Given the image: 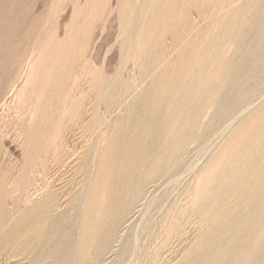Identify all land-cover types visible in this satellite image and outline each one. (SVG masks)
Segmentation results:
<instances>
[{
  "label": "rangeland",
  "instance_id": "rangeland-1",
  "mask_svg": "<svg viewBox=\"0 0 264 264\" xmlns=\"http://www.w3.org/2000/svg\"><path fill=\"white\" fill-rule=\"evenodd\" d=\"M101 1L104 0H97V1L95 0H0V97H2L1 93L5 92V90L7 89L10 82L9 79H11L12 77L14 78V75L16 76V73L19 70L18 68L20 67L19 66L20 64L18 63L21 64L23 63L25 57L32 51V48L34 47L36 48V46L38 47V45H36L39 44L38 42L44 40V42H40L39 46L42 50L46 51L43 52L45 54V56H43L44 54L40 53L42 52V50L40 51V48H36V52H35L37 53L36 56L40 54L42 55V57H40L41 55L36 57L37 62L39 61L38 63H42V61H44L45 59L46 61H48L46 58V56L48 55L47 53L50 54L51 52H53V50H57L61 45H63L62 46L63 52L65 50L69 51V52L66 51L65 53L72 54V59H73L74 57L73 54L76 51L75 50H74L75 52L72 51L73 39L72 40L70 39L74 36L76 37L74 38L75 44L73 43L74 49L77 41H79V43L77 44H82L81 42H84L83 39H85V41H87V43L90 44L89 45L90 55L93 53L92 56L94 57L96 64H98V66L96 65L97 73L101 72V69L104 67L105 70L106 69L108 70L109 79H111L113 77L112 74H114V80L113 78L111 79V81L113 80L112 82L114 83L113 85L119 86L120 88L118 92L119 95L116 93L117 95L116 94H115L116 96L114 95L115 99L113 98L114 99L113 101L114 102L117 101V103L120 105V108L119 109L117 108L111 112V110L109 109L100 107L101 108L100 112L98 111L99 114L102 113L103 115L104 113L103 116L107 114L106 117L108 116L107 120L110 125L107 127H109V130L111 131L109 132L110 133V135L108 136L109 138L107 137L108 141L106 140V142L104 143V146H106L105 149L103 147V152L104 150H106V152L102 154V157L105 160V164L104 163L102 164L103 160L99 158L100 163L98 161L99 159L97 160L99 165L92 171L89 170L87 164L89 163L88 160H90V158H88L87 156L89 157L91 156L90 154L93 151L94 144H92V139H89L91 141L87 140L89 141L88 143H86L87 141L85 142L83 138L84 130L80 128L76 131V136L68 142L69 147L67 148H70L72 145L71 147L72 149L71 148L69 150L66 149V151H69L70 153L74 152L73 156L68 158L67 157L68 155L67 156L64 155L63 160L65 161V163L64 161L62 163L58 162L55 163L53 167V173L51 175L52 177L51 179H54L55 177L54 180H56L54 182L55 185L54 189H57L59 191L68 190L69 191L68 196H71V197L67 196L68 198L65 199L68 200L69 202L66 201V203L59 211L60 212L59 215L57 212H51L48 215L37 213L36 209L39 205L35 197L32 198V201L26 202L28 195L24 193V189L21 194H18L17 192L16 196L12 195L10 190L9 191L7 190L8 187H6L7 185H5L6 181L4 178L6 176V172L9 167V166L7 167V165H10L8 155H5L4 152L6 151V146L9 149V146L13 144L10 146V149H12L11 151L17 154L19 158H21L20 160H22L24 151H20L19 149L28 151L27 155L29 156L31 152H33V154L36 153V151L42 145H44L43 142L47 138L48 133L50 132L51 128L55 127L56 125V121L59 118L57 116L58 115L60 116V113L57 115V110L54 111L53 109L54 106L56 105L53 104V102L55 101V97H51L53 98V102L52 99L49 100L45 98L44 100L45 103L43 102V104H46V108L49 106L50 108H48L47 110L45 108V105L44 106L42 105L43 108L42 107L40 108L41 114L38 113V115L40 114L41 117L44 116L42 117L43 119L44 118L46 120L49 119V122L48 123L46 122L47 123L46 126L48 127L45 126L46 123L43 122V119H41L39 115L38 118H40V121L39 119H37L38 121L36 120V122L31 126L33 127L32 131L35 133V137L33 136L32 139L31 138L29 139L31 143L29 142V140L28 141L26 140L24 142L19 140L17 141V139L15 140L13 139L14 137L11 136L9 137V139L8 137L6 138L7 139L6 143L8 141L9 143H7V145L6 143L3 145L5 149L3 147H2L3 149L0 148V170H1L0 178L2 176V178L0 179V200H1L0 201V264H71V262L72 264H74L76 262L75 260H77L76 257L78 254V249L77 247L75 248V246H73L72 242L70 241L71 237L69 240V235H71V233L75 229V228L72 229V227L73 226L76 227V225H73L75 224V220H76L74 215L75 213H77L75 209H77L78 206L77 202L80 203L81 199L79 201V199H74V198L80 193L84 194L86 192V187L87 184L90 183V180L85 179V182H83V179L90 172L93 175L97 174L95 178V183L99 180H103V182L105 180L106 183L104 184L105 186L107 185L106 187L108 191L106 196L105 206L107 209H109L110 212H112L113 214L112 220L113 222H115L121 218V213L127 205L126 203L127 199L125 197H126V193L127 194L129 193L128 189L129 191H134V185L136 184L137 180L139 181L140 178L139 174L141 172L138 170H141L142 166L144 167V169L142 168L143 170L142 173L143 172L145 173L147 170L151 171L155 169L153 167H156L160 170L167 169L166 173L162 175L159 174V172L156 174H151L152 177L159 174L157 175V181H155L154 183L153 182L150 183L145 188L144 190L145 192H143V194L141 195V199L138 201L139 203L137 202L136 204L137 208L133 212L131 219L125 224V228L123 229L124 231H122L124 237L123 236L122 238L118 237L119 241L117 240L114 243H112V245L115 246L114 247L112 246V249L109 250L104 255L102 261L97 260L98 257H100L101 255L99 253L94 256L95 261H93L92 263V264H117L116 262L118 261L117 254H119L123 248L121 242L122 239L125 238L126 234L131 233L132 228L130 225L134 223V220L139 218L141 213L140 211L142 210V208L145 207L144 206L145 203L148 204V202L151 201L153 197L157 196L156 198H154L155 203L151 207L147 216L153 217L154 214L155 216L154 219H156V217L158 219L162 214V213L159 214L158 208L156 207L157 204H159V202H162L163 199L166 198H169V200L170 198L174 200L176 198V195L179 194L180 191L181 192L184 191V187L186 188L188 185L194 184V182L197 181L202 176L203 179L204 176L207 177L210 174L211 176H208L207 179L210 178V181L211 180L214 181V182L211 181L212 182L211 183L209 179L206 180V178L203 179L204 181L202 180L203 184L207 183V186L210 185L208 187L205 186L204 187L208 189L207 195H211L213 190L219 189V186L218 188H216L217 187L216 184L220 181H225V179H227L229 173L231 172L230 170H233L236 167H240L242 170L245 171V173L247 172L246 175L248 176L249 173H254L255 171L259 172V170L261 172L262 169L264 168L263 167L264 159H261L263 158L262 155H264L263 154L264 150H262L264 149V147L262 146L263 148H261V145L262 144L264 145V31H263L264 30V0H153L152 1L153 3L151 2V0H109L110 3H108L107 2L108 0H106V2L105 1L104 2L107 5H104L105 3L103 2L104 3L102 4L103 6L100 5L102 3ZM126 1H128L127 2L128 4H126ZM149 1L152 3V5L146 6V4H150ZM108 5L109 6L112 5V6L109 7ZM134 6L135 8H133ZM97 7L100 8L98 9ZM103 7L105 10L103 9ZM147 7L148 8L151 7L153 9V12L151 8L148 9ZM101 8L102 10H100ZM132 8L135 12L132 10ZM145 8H146L145 11H147L148 9L147 13L145 11L144 12L141 11L144 10ZM96 9H97L96 11L97 15L93 14L92 16V13ZM130 10H132V13L130 12ZM121 11L123 12L122 19H121V14L119 15ZM140 12H142L141 15L139 14ZM126 13L127 15L125 17ZM94 15L95 17L97 16L95 19H94ZM139 15L141 17H144L145 15L146 19L145 18L141 19ZM134 16L136 17L139 16V17H137L136 19ZM89 18H91L90 19L91 21H89ZM97 18L98 20L96 21ZM123 18L126 21H124ZM107 19L108 21H106ZM103 20L104 22L106 21L105 23L108 26L103 22ZM131 20H134V25L132 24L133 22ZM143 20H145L144 24L145 23L147 24L144 25V27L146 26V29L142 26ZM136 21L138 22L137 23L138 25H135ZM94 22L95 24L93 25V27H95L96 24L97 25L99 24L98 26H96V28L92 27V24ZM84 24L86 25L84 26ZM100 24L101 26L103 24V27H101ZM121 24L123 25L124 28H126L128 25H132V27L133 26L134 27L130 31H127L126 29L124 30ZM88 25H90V27H88ZM91 27L93 31L91 30ZM135 27H137L136 30ZM140 27L141 29L143 28L142 29L143 32L141 35L146 36L147 34V36L145 37L146 38L145 44L147 43L148 44L147 46H145L146 49L144 47V51H145L144 54L146 56L144 63L146 64L145 66H142L141 69L132 70L131 67H129L126 71L124 69L123 70L124 75H123L121 74L122 66L124 63L123 58L127 55V51H128L127 47H129L130 49L129 39L132 37L131 31H133L136 36L138 31L140 30L138 28ZM119 28H121V30ZM73 29L75 30L74 34L76 32L77 34H75L74 36H70L73 34L72 32L74 31ZM122 29L127 32L125 33L124 31H122ZM86 31L88 32L87 34ZM122 32L125 34V37L124 35H121ZM158 32L160 33L158 34ZM80 33L82 35L85 33V35L81 36ZM41 34H43V37ZM130 34L131 36H129ZM77 35L80 38H78ZM86 35H89V38L88 36L86 37ZM122 37L124 39L123 41L121 40ZM64 38H66L65 40L67 43L70 42L71 44L69 43L67 44L66 42L63 41L61 42V39L63 40ZM51 40L52 43L50 42ZM57 40L63 44L59 43ZM124 41H126V43H123ZM45 42L47 44H45ZM56 42L61 45L60 46L56 45ZM90 42L93 43L91 44ZM121 42L122 44L125 45H122ZM42 44L47 45L46 46L48 47L46 48L47 50L45 48L43 49L44 46H42ZM66 45L68 46L69 49L67 48ZM53 47L54 49L52 50L51 48ZM121 47L123 48L121 50L122 53L120 52ZM135 47L136 49L137 47L143 48L142 46L139 47L136 45L134 46V48L132 47V49H135ZM62 49L60 48L59 51L62 52ZM9 54L11 55V57H9L10 56ZM43 57H45V59ZM146 58H148V60H146ZM41 59L44 60L40 62ZM62 59L63 57H61V59L58 60L57 62L60 64L65 62ZM8 60L9 62L6 63ZM152 60H154V62H152ZM132 61L133 60L129 61L130 63L128 62L129 66L131 64L133 65L134 62ZM148 61L149 63L147 64ZM214 62L216 63V65ZM58 63L55 64V62L54 63L52 62L51 65L50 63L49 65L57 66ZM103 63L105 66L104 65L102 66ZM13 65L16 66L15 69H13L14 68ZM114 72L116 73V76ZM110 74L112 75V77ZM122 75L125 77L124 79H126L125 82H123L124 79H122ZM119 76H121L120 79ZM115 77H117L119 81H117ZM133 79L136 80L135 83L136 86L134 87L135 89L134 91L132 90L131 92L130 91L127 92V89L124 88L126 86L122 87L121 83H124L125 85L127 83L131 84V82H133ZM115 80L118 83L119 82L120 83L117 84ZM6 83L7 85L5 86ZM121 88L123 89L121 90ZM97 90L98 87L95 88V91ZM126 94L127 95L129 94L127 96L128 97L127 99L123 98V96L125 97ZM117 96H119L120 98H117ZM46 100L51 101L48 103L49 104L52 103V106L49 104L48 106ZM231 104L233 105V109ZM41 110H43L42 112H45L46 114L49 113L48 116H46V114L44 115V113H42ZM129 113L132 116L133 115L135 116V117L133 116L134 117L133 119L135 121L131 118L132 116ZM50 116H52L51 118L55 116L56 119L53 118V121H50L51 120ZM129 117L131 119H129ZM45 119L44 121H46ZM117 121L118 122L120 121V125ZM121 121L123 123H121ZM42 122L44 124H42ZM115 124H117V126ZM113 125L116 127L114 128ZM39 127L44 129V133L47 134V136L43 135L44 134L43 129L41 131V128L39 129ZM70 127H84V125L75 126L74 124ZM124 127H125L124 129L125 131L123 130ZM149 127H151L152 129L151 128L149 129ZM114 129L115 131L113 133ZM246 129L248 130L246 131ZM150 130H152L153 132L152 131L150 132ZM116 131L118 132L116 133ZM127 131L130 133H128ZM176 131L178 137L176 135L174 137ZM109 133H107V135ZM150 133L155 134L154 138L153 135L150 136L151 135ZM144 134L147 136H144ZM126 136L129 138H127ZM37 137H39V139ZM144 137L145 138L149 137V138L145 139ZM36 138L37 140L35 141L38 143L39 140H41V138H44L41 141L42 144L40 142V146L36 142L35 144L34 142H32ZM81 139L84 140V142ZM116 139H118L119 141ZM234 140L239 141L241 143L238 142H237L238 144H235V142L232 143V141ZM76 141L78 142L77 143L78 145L75 143ZM21 142L23 143L29 142V145L27 146V143L23 145V143ZM117 142H120L121 144L120 143L118 144ZM166 142L167 144H165ZM74 146L77 149L74 148ZM115 146L116 149H114ZM234 146L236 147L234 148ZM153 147L156 150L157 148L159 150L158 152L155 150V155L154 152H152ZM73 149L76 150L74 151ZM179 149L180 150L183 149L182 150L183 153L182 152L178 153ZM241 152L244 156L241 154ZM149 153L153 154L154 156L151 154L149 155ZM146 154L147 157L149 158L148 160L146 157L143 158V156H145ZM175 154L177 155V160ZM171 156L172 158L175 156L174 159L175 162L173 161L174 164L170 163ZM245 157L247 159H245ZM214 159L216 160L214 161ZM223 160L225 163L223 162ZM139 161L143 163L141 164ZM144 162H146V164H148L149 167L148 165H145ZM166 162L169 163V165L171 164L170 167L168 166V164L165 166ZM226 164L230 166L227 168ZM161 165L163 168L161 167ZM146 167L147 169L145 170ZM250 167L252 169L255 168L254 171L252 170L251 172ZM85 170H86V174H85ZM225 170L227 171V173L225 172ZM135 174L136 176L138 175V177H135ZM213 175H215L214 177L217 178H214ZM248 178H251V181L253 180V176L252 177L248 176L247 179ZM134 179L137 180L135 181ZM216 179H220V180H216ZM127 181H130L129 182L130 184ZM251 181L249 179V182ZM78 182L80 183L78 184ZM75 183H77V185ZM249 187L247 188L249 189ZM263 187L264 186L259 187L258 191L255 190L257 189L256 187L250 188L253 190L250 191L247 190L249 192V195H251L253 191L252 193L253 196L251 195V197L253 198L254 201V202L249 201L248 204L242 203L241 205L239 204L236 206L234 203L236 196L231 197L230 195H227L225 197L226 202L225 200H223L224 198L222 199L223 201L218 199L217 201L223 202L224 204L226 203L230 204L232 201H234L230 204V205L234 204L233 206H236L235 208L233 207L234 210L229 209V212L227 211L228 213H230V215L227 213L228 215H225V217L226 216L227 217L225 218V220L222 219L221 222H220V218H218L217 220H219V224L216 220H212L208 222V224L206 223L200 224V222L196 220L192 224L191 226L192 228H189L188 231L189 235L187 234L186 236L192 238L193 242H195V240L196 241L198 240L196 239V236L199 235V233L202 232L204 233L205 231L212 232V228L216 226L217 228L224 227V223L226 221L228 222V224L226 223L227 225L225 224L226 226L228 225L230 226V224L233 222V224H231L230 227L228 226L230 228L229 229L230 231L228 230V228L226 229V226L224 227L225 229L222 228L223 232L218 231L219 235L221 237L223 236V238H221L217 234V232L216 234L215 232H213L214 235H217L219 237V238L217 237L216 239V241L218 240L219 242L215 241V244L216 243L220 244L219 245L220 248L217 247L219 248L217 249V251L215 250L216 246H214L215 249L210 251L211 253L209 252L210 255L212 254L211 255L212 257L216 258V259L213 258V262H212L213 264H216L214 263L216 262V260H218L219 262L217 264H227V262L228 264H260V263L264 264V250L261 249V248L264 249V232H263L264 226H262L264 224L263 223L264 199L261 198V196H263L264 198ZM175 188L179 189L180 191L178 190L177 193V190ZM260 188L261 189L263 188L262 191L260 190ZM175 190L176 193L172 192ZM259 190L262 192L260 193L261 196L259 194L260 192ZM254 192L256 193L254 194ZM170 193L172 194L170 195ZM10 194L13 197L14 196L15 197L13 198ZM256 194L259 195L260 197L257 196ZM6 197H8V199ZM70 199L71 200L73 199V201L75 202L71 201ZM169 200H166L168 205L173 201L170 200L169 202ZM70 202L71 203L73 202V204H71ZM254 203L255 205L258 203L257 206L259 208L254 207L253 209V206H255ZM243 204L246 206L248 205L247 206L248 208L245 207ZM15 205H17V208H15L16 207ZM71 207L73 212L75 213L72 212ZM14 208L15 210H13ZM233 208L231 206V209ZM246 208L249 209L248 215L246 213L247 212ZM235 209L238 210V212L235 211ZM243 209L245 210V212ZM28 210L30 211L28 212ZM251 210H253V212L255 211L254 214L256 215H254ZM13 211L15 212V214ZM156 211L157 214H155ZM234 213L235 215L237 213L240 214H238L236 217L234 216ZM71 214L73 215L72 217ZM244 216H248L247 217L248 219L245 218ZM59 217H61L63 220ZM243 217L246 219L245 221L246 224L244 222L245 219ZM227 218L230 219L228 220ZM231 218H234L235 220L232 219V222L230 223ZM128 226H129L128 228L129 230L127 229ZM232 227H235L236 229ZM113 229L114 227L112 226V224L108 226L106 225L105 228H103L104 230L103 234L105 232L107 233L105 237H102L103 240L102 248L104 250H108V247L110 246V245L108 246L109 242H112L113 239H115V236L112 235ZM231 229L234 230L231 231ZM68 230L69 232L70 231L71 232L70 233L68 232L69 234L65 233ZM235 230H238V234L234 233L237 232ZM53 231L54 232L57 231V232L53 233ZM145 234L146 232H144V235ZM56 235L59 237H57ZM63 236H65V239L63 238ZM229 236L231 237L235 236V237L234 239H231V237L228 238L230 239V241L231 240L232 241L227 244V242L229 241L227 237ZM45 237L48 238L46 239ZM220 238L221 240L222 239L223 240L221 241ZM35 239H37L39 242ZM47 240L49 243L44 242ZM63 241H64V246H63L64 250L63 249L61 250L58 246L61 247ZM65 242H67V245L65 244ZM11 244L13 245L11 246ZM71 245L72 247H70ZM223 245L224 248H222ZM37 246L38 247L40 246L39 249ZM57 247L59 249H57ZM182 247L183 245L177 247L176 248L177 251L171 254L175 258V260L177 258L180 259L179 255L181 253L180 250ZM30 249L31 252H29ZM42 249L44 250L42 251ZM50 250L53 253L54 252L56 253L52 254ZM58 250L62 251V252L59 251L61 254H58L59 253ZM74 250L77 253L76 252L74 253ZM261 250L263 251V253ZM216 253L217 255H215ZM73 254L74 255L76 254V256H74ZM209 260L206 261L205 264H211V261ZM125 264H128V262L127 263L125 262Z\"/></svg>",
  "mask_w": 264,
  "mask_h": 264
},
{
  "label": "bare ground",
  "instance_id": "bare-ground-1",
  "mask_svg": "<svg viewBox=\"0 0 264 264\" xmlns=\"http://www.w3.org/2000/svg\"><path fill=\"white\" fill-rule=\"evenodd\" d=\"M97 1V0H95ZM106 2V0H104ZM104 1H101L102 3L100 4L101 6H103L102 4H104L105 2ZM153 0H151L152 2ZM64 2V1H63ZM66 2V1H65ZM104 2V3H103ZM108 3L109 0L107 1ZM123 2V1H122ZM125 2V1H124ZM128 1H126V4ZM138 2V1H137ZM149 1L150 4H146V6L148 5H152ZM155 2V1H154ZM59 4V3H58ZM57 4V5H58ZM119 4V2H118ZM121 4V3H120ZM138 4V3H137ZM156 4V3H155ZM60 5V4H59ZM104 5H107L106 3ZM110 5V4H109ZM108 5V6H109ZM122 5V4H121ZM112 6V5H111ZM109 6V7H111ZM137 6V5H136ZM154 6V4H153ZM152 6V7H153ZM156 6V5H155ZM56 7V6H55ZM123 7V6H122ZM139 7V6H138ZM137 7V8H138ZM162 7V6H161ZM160 7V8H161ZM59 8V7H58ZM98 8V7H97ZM100 8V7H99ZM98 8V9H99ZM107 8V7H106ZM135 8V6L133 7ZM132 8V10H133ZM148 8V7H147ZM151 8V7H149ZM148 8V9H149ZM156 8V7H155ZM154 8V9H155ZM104 9V7H103ZM108 9V8H107ZM127 9V7H126ZM125 9V10H126ZM143 9V8H142ZM148 9L147 11L146 8L144 10H141V11H145L146 13L148 12ZM152 9V8H151ZM102 10V8L100 9ZM105 10V9H104ZM110 10V9H109ZM108 10V11H109ZM132 10H130V12L132 13ZM136 10V9H135ZM97 9L92 13V16L93 14H96ZM112 11V10H111ZM127 11V10H126ZM134 11V10H133ZM135 12V11H134ZM152 12H153V9H152ZM99 13V11H98ZM108 13V12H107ZM106 13V14H107ZM145 13V14H146ZM121 14V19H122V14L123 12L121 11L119 13V15ZM140 15L142 14V12L139 13ZM127 13L125 14V17H126ZM131 15V14H130ZM129 15V16H130ZM137 15V14H136ZM139 15V16H140ZM148 15V14H147ZM165 15V14H164ZM137 16V17H139ZM143 16V15H142ZM151 16V15H150ZM97 17V16H96ZM95 15H94V19L96 18ZM109 17V16H107ZM120 17V16H119ZM124 17V18H125ZM131 17V16H130ZM129 17V18H130ZM136 19L137 17L134 16ZM92 18V17H91ZM89 18V21H91ZM123 18V19H124ZM141 19L145 18V15L144 17H141ZM84 19V17H83ZM106 19V18H105ZM135 19V20H136ZM146 19V18H145ZM98 20V18L96 19V21ZM150 20V19H149ZM108 21V19L106 20ZM105 21V22H106ZM124 21H126L124 19ZM129 21V20H128ZM134 25V20H131ZM144 21L143 20V27L144 25H147L146 23L144 24ZM104 22V20H103ZM104 22V23H105ZM130 22V21H129ZM156 22V21H155ZM98 23V22H97ZM103 23V24H104ZM108 23V22H107ZM138 22L136 21V24L135 25H138L137 24ZM95 24V22L92 24V27L93 25ZM103 24L101 27H103ZM106 24V23H105ZM126 24V23H124ZM153 24V23H152ZM86 24H84L85 26ZM99 25V24H98ZM96 24V26H98ZM107 25V24H106ZM120 25V24H119ZM128 25V24H127ZM141 25V24H140ZM93 27V28H96ZM108 26V25H107ZM121 26L123 27V25L121 24ZM141 26V27H142ZM88 27H90V25H88ZM92 27H91V30H92ZM134 27V26H133ZM132 25H128L126 28H124V30L126 29L127 31H130L131 29H133ZM140 29L137 33V35L135 36V33L133 31H131V34H132V37L129 39L130 42H129V46H130V49L129 47H127L128 51H127V55L123 58L124 59V63H123V66H122V73L123 74V70L125 69V71L131 67L132 70L133 69H141L142 66H145L146 63H144L145 61V51H144V47L147 46V44H145L146 42V36H142V29ZM146 29V26L144 27ZM88 29V28H87ZM86 29V30H87ZM90 29V28H89ZM121 30V28H119ZM137 29V27H135V30ZM154 29V28H153ZM74 30V29H73ZM122 29V31H124ZM77 31V30H76ZM89 31V30H88ZM93 31V30H92ZM127 31H124L125 33ZM264 31V30H263ZM68 32V31H67ZM73 34L70 35V36H74L75 34H77V32L74 34L75 30L72 31ZM83 32H84V29H83ZM82 32V33H83ZM137 32V31H136ZM148 32V31H147ZM146 32V33H147ZM164 32V31H163ZM88 32L86 31V34ZM95 33V32H94ZM130 33V32H129ZM128 33V34H129ZM145 33V32H144ZM160 32H158L159 34ZM81 34V33H80ZM92 34V32H91ZM121 34V33H120ZM131 34L129 36H131ZM42 37H43V34H41ZM85 35V33L83 34ZM81 34V36H83ZM90 35V34H89ZM89 35H86V37L88 36L89 38ZM121 35H124L125 37V34L122 32ZM120 35V36H121ZM134 35V36H133ZM153 35V34H152ZM78 36V35H77ZM93 36V35H92ZM67 37V36H66ZM96 37V36H94ZM93 37V38H94ZM128 37V35H127ZM55 38V37H54ZM76 38L75 36L72 37L70 40L73 41V43L75 42V39ZM78 38H80L78 36ZM84 38V37H82ZM43 39V38H42ZM52 39V38H51ZM59 39V38H58ZM66 38H64L63 40L61 39V42H66L65 40ZM69 39V38H68ZM67 39V41H68ZM119 39V38H118ZM128 39V38H127ZM53 40V39H52ZM52 40L50 41L52 43ZM65 40V41H64ZM84 42H81L82 44H77L79 43V41H77L76 43V46H75V49H74V44L72 43L73 45V49L72 51L75 52L73 55V59H72V54L70 53H65L67 50H65L63 52V49H62V46L61 42H58L61 43H57L56 42V45H61L57 50H53V48H51L53 50V52H51L50 54L47 53L48 55L46 56L47 60L45 59V57H43L44 59H41L40 62L42 60V63H38L37 62V56H40L41 54H44L43 52H46L45 50H42L39 46L40 42H44L43 41H40L38 42L39 44H36L38 45V47L36 46V48H40V51L42 50V52H40L41 54L40 55H37L36 52V48H32V51L25 57L23 63H18L20 64L19 66V70L17 71L16 73V76L14 75V78L12 77L11 79H9V85L7 87V89L5 90V92H2L4 94L1 93V96L0 97V148L3 147V145L6 143V138L11 136V137H14L13 139H17V141H28L30 138L32 139L33 136L35 137V133L32 131L33 127H31L37 119H39L40 121V118L43 119L42 116L41 117V113H40V108L42 107V105L44 106L45 105V108H46V104H43L45 98L47 99H52V102H53V98L51 97H55V101L53 102V104H56L54 106V111L57 110V115L60 113V116L58 115H55L57 117H59L56 121V125L55 127H52L50 132L48 133V136L47 134L44 133V129L39 127V129L41 128V131L43 129V135H46L47 138L45 139V141L43 142L44 145H42L37 151L36 153L33 154V152H31L29 154V156L27 155L28 154V151H25V150H22V149H19L20 151H24L23 152V159L20 160L21 158H19V156L17 154H15L14 152H12L10 149V146L13 145L11 144L9 146V149L7 148L6 146V151L5 152V155H8V158H9V163L10 165H7L8 167V170L6 172V176L4 177L5 178V185H7L6 187L7 190L11 192L12 195H15L17 194H21L23 189H24V193L27 194V199H26V202L27 201H32V198L35 197V199L37 200L38 202V207L36 209V212L37 213H41L43 215H48L50 214L51 212H57L58 215L60 214V210L61 208L63 207V205L66 203V201L68 200H65L66 198L68 197H71V196H68L69 195V191L68 190H65V191H59L57 189H54L55 188V185H54V182L56 180L55 177L54 179H51V175L53 173V167L55 165V163H58V162H63V157L64 155L67 156L68 158H70L71 156H73L74 152L70 153L69 151H66V149H70V148H67L69 147L68 146V142L73 139L75 136H76V131L80 128H82L84 130V133H83V138L85 140V142L89 139H92V144L93 145V151L91 152V156H87L88 158H90L89 163L87 164V166L89 167V170L92 171L93 169H95L99 164L97 162V160L100 158L102 159V164L104 163L105 164V160L103 159L102 157V154L104 152H106V150H104L103 152V147L105 149L106 146H104V143L106 142V140L109 138L108 136L110 135L109 132H111L109 130V127L107 126H110L109 125V122L107 120V117L106 115H102L99 114L100 112V109L102 107H104L105 109H109L112 111H114L115 109H119L120 108V105L117 103V101H113L115 98H114V95L118 92H119V86H116V85H113L114 83L113 80H114V74L113 77L111 75V77L113 78V80L111 81V79L108 78V70L104 69V67L101 69V72H98L97 73V67L96 65L98 66V64H96L95 62V59L94 57L92 56V54L90 55L89 53V45L87 43V41H85V39H83ZM122 41L124 40L123 37L121 39ZM119 40V41H121ZM39 41V40H38ZM54 41V40H53ZM161 41V40H160ZM55 43V42H54ZM67 43V42H66ZM69 44H71L70 42H68ZM67 43V44H68ZM91 44L93 42H90ZM123 43H126V41H124ZM45 44H47L45 42ZM43 45V49L45 48H48L46 47L47 45ZM122 44V42H121ZM50 45V43H49ZM52 45V44H51ZM79 45V46H78ZM122 45H125V44H122ZM142 46L143 48H138L136 49H132V47L134 48V46ZM41 46V47H42ZM55 46V45H54ZM67 46V45H66ZM70 46V45H69ZM10 47V46H9ZM124 47V46H123ZM16 48V47H15ZM14 48V49H15ZM50 48V47H49ZM62 49V52L59 51V49ZM68 48V46H67ZM93 48V47H91ZM157 48V46H156ZM66 49V48H65ZM69 49V48H68ZM123 48L121 47L120 49V52L122 53V50ZM146 49V47H145ZM10 50V48H9ZM39 50V49H38ZM47 50V49H46ZM49 50V49H48ZM51 50V51H52ZM75 50V51H74ZM56 51V52H55ZM59 51V52H58ZM91 51V50H90ZM152 51V50H151ZM12 52V51H11ZM10 52V53H11ZM69 52V51H67ZM156 52V51H155ZM23 54V53H22ZM157 54V53H156ZM214 54V53H213ZM10 55V54H9ZM96 55V54H95ZM122 55V54H121ZM120 55V56H121ZM45 56V54L43 55ZM261 56V55H260ZM11 57V55L9 56ZM42 57V55L40 56ZM61 57H63L62 60H64L65 62L63 63H58L57 61L61 59ZM122 57V56H121ZM155 57V56H154ZM8 58V57H7ZM20 58V57H19ZM96 58V57H95ZM150 58V57H149ZM9 59V58H8ZM21 59V58H20ZM19 59V60H20ZM97 59V58H96ZM121 59V58H120ZM155 59V58H154ZM133 60L132 62L133 65L129 66L128 62ZM146 60H148V58H146ZM160 60V59H159ZM121 61V60H120ZM9 60L6 62L8 63ZM20 62V61H19ZM54 63L58 65L57 66H50L51 63ZM131 62V63H132ZM152 62H154V60H152ZM151 62V63H152ZM50 63V65H49ZM122 63V62H121ZM130 63V62H129ZM149 63V61L147 62V64ZM215 63V62H214ZM6 65V64H5ZM15 65V64H14ZM13 65V66H14ZM104 65V63L102 64V66ZM216 65V63H215ZM105 66V65H104ZM16 66H14L13 69H15ZM107 68V67H106ZM121 69V68H120ZM118 70V69H116ZM244 70V69H243ZM120 71V70H119ZM12 72V71H11ZM116 72V71H115ZM114 72V73H115ZM212 72V71H211ZM246 72V71H245ZM120 73V72H119ZM192 73V72H191ZM219 74V73H218ZM240 74V73H239ZM244 74V73H243ZM118 75V74H117ZM124 75V74H123ZM122 75V79H124L125 77ZM190 75V74H189ZM211 75V74H210ZM216 75V74H215ZM115 76H116V73H115ZM229 76V75H228ZM235 76V75H234ZM237 76V75H236ZM121 76H119V79H120ZM227 77V76H226ZM239 77V76H238ZM201 78V76H200ZM231 78V77H230ZM115 79L117 81H119L117 79V77H115ZM121 79V80H122ZM207 79V78H206ZM235 79V77H234ZM115 80V81H116ZM126 79H124L123 82H125ZM128 80V79H127ZM199 80V78H198ZM116 81V82H117ZM206 81V80H205ZM204 81V82H205ZM215 81V80H214ZM218 81V80H217ZM8 82V81H7ZM127 82V81H126ZM203 82V83H204ZM239 82V81H238ZM3 83V82H2ZM120 83V82H119ZM117 82V84H119ZM136 83V80L133 79V82H131V84L127 83L126 85L124 83H121L122 87L126 88L127 89V92H131L132 90L134 91V87L136 86L135 85ZM129 84V85H128ZM7 85V83L5 84V86ZM207 85V84H206ZM211 86V85H210ZM98 87V90L95 91V88ZM208 87V86H207ZM6 88V87H5ZM4 88V89H5ZM206 88V87H205ZM211 88V87H209ZM237 88V87H236ZM123 88H121L122 90ZM198 90V89H197ZM207 90V89H206ZM234 90V89H233ZM4 91V90H3ZM97 92V93H95ZM209 93V92H208ZM116 94V95H117ZM206 94V93H205ZM115 95V96H116ZM119 95V94H118ZM129 95V94H128ZM127 94L125 95V97L123 96V98L127 99L128 96ZM242 95V94H241ZM145 96V95H144ZM227 96V95H226ZM50 97V98H48ZM121 97V95H120ZM119 96H117V98H120ZM203 97V96H202ZM201 97V98H202ZM114 98V99H113ZM116 98V99H117ZM143 98V97H142ZM145 98V97H144ZM120 101V100H119ZM207 101V100H206ZM212 101V100H211ZM223 101V100H222ZM230 101V100H229ZM47 102V105L49 104L48 102H51V101H48L46 100ZM45 103V102H44ZM137 103V102H136ZM216 103V102H215ZM239 103V102H238ZM142 104V102H141ZM140 104V105H141ZM199 104V103H198ZM214 104V103H213ZM49 105L52 106V103H50ZM48 105V106H49ZM196 105V104H195ZM232 105V104H231ZM119 106V107H118ZM225 106V105H224ZM238 106V105H237ZM101 107V108H100ZM138 107V106H137ZM226 107V106H225ZM43 108V107H42ZM49 107H47L46 109L48 110ZM232 109H233V105H232ZM46 110V111H47ZM50 110V109H49ZM59 110V112H58ZM223 110V109H222ZM43 110H41L42 112ZM53 111V112H54ZM99 111V112H98ZM231 111V110H230ZM48 112V111H47ZM50 112V111H49ZM52 112V111H51ZM136 112V111H135ZM220 112V110H219ZM229 112V111H228ZM38 113H40V118ZM44 113V115L46 114L45 112H42ZM55 113V112H54ZM53 113V115H54ZM227 113V112H226ZM49 113L46 114V116H48ZM130 114V113H129ZM52 115V114H51ZM131 115V114H130ZM215 115V114H214ZM256 115V114H255ZM55 116L53 118H55ZM110 116V115H109ZM132 116V115H131ZM134 116V115H133ZM131 117L132 119L135 117ZM217 116V115H216ZM52 116H50V121H53V118H51ZM89 117H90V120H89ZM137 117V116H136ZM139 117V115H138ZM49 118V117H48ZM47 118V119H48ZM129 117V119H131ZM233 118V117H232ZM45 119V118H44ZM43 119V122L44 123H48L49 122V119L44 121ZM56 119V118H55ZM90 122H89V121ZM134 120V119H133ZM217 120V119H216ZM38 121V120H37ZM124 121V120H123ZM132 121V120H131ZM135 121V120H134ZM262 121V120H261ZM42 122V124H44ZM89 122V123H88ZM118 122V121H117ZM116 122V123H117ZM40 123V122H39ZM38 123V124H39ZM47 123L45 124V126L47 125ZM119 125H120V121L118 122ZM121 123H123L121 121ZM157 123V122H155ZM41 124V123H40ZM50 124V123H49ZM78 125V126H83L84 127H70L72 125ZM87 124V125H86ZM114 124V123H112ZM201 124V123H200ZM86 125V127H85ZM117 126V124H115ZM118 125V126H119ZM123 125V124H122ZM127 125V124H126ZM147 125V124H146ZM216 125V124H215ZM89 126V127H87ZM112 126V125H111ZM114 126V125H113ZM114 126V128L116 127ZM163 126V125H162ZM176 126V125H175ZM229 126V125H228ZM48 127V126H46ZM126 127V126H125ZM125 127L123 128V130L125 129ZM129 127V126H128ZM219 127V125H218ZM221 127V126H220ZM113 128V127H112ZM119 128V127H118ZM146 128V127H145ZM151 127H149L150 129ZM164 128V127H163ZM248 128V127H247ZM121 129H122V126H121ZM119 129V130H121ZM148 129V131H149ZM152 129V128H151ZM155 129V128H154ZM153 129V130H154ZM167 129V128H166ZM165 129V130H166ZM244 129V128H243ZM109 130V131H108ZM174 130V129H173ZM248 129H246L247 131ZM115 129L113 130V133H114ZM125 131V130H124ZM129 131V130H128ZM127 131V132H128ZM147 131V132H148ZM152 130H150L151 132ZM164 131V130H163ZM82 132V131H81ZM118 131H116L117 133ZM120 132V131H119ZM153 132V131H152ZM158 132V131H157ZM107 133H109L107 135ZM111 133V134H113ZM121 133V132H120ZM130 133V132H128ZM127 133V135H128ZM156 133V132H155ZM163 133V132H162ZM39 134V133H38ZM41 134V133H40ZM151 134V133H150ZM124 135V134H123ZM153 135V138H154V135L155 134H151L150 136ZM164 135V134H163ZM175 135L177 136V131L176 133L174 134V137ZM179 135V134H178ZM234 135V134H233ZM37 136V135H36ZM42 136V135H41ZM45 136V137H46ZM140 136V134H139ZM143 136V134H142ZM144 136H147L144 134ZM197 136V135H196ZM82 137V135H81ZM108 137V138H107ZM127 137V136H126ZM156 137V136H155ZM178 137V136H177ZM39 139V137H37ZM34 139V144H35V140ZM129 138V137H127ZM145 138V137H144ZM147 138V137H146ZM145 138V139H146ZM149 138V137H148ZM147 138V139H148ZM157 138V137H156ZM42 139L44 138H41V140H39V143L36 142L37 144H39L40 146V142L42 141ZM79 139V138H78ZM141 139V138H140ZM180 139V138H179ZM243 139V138H242ZM12 140V139H11ZM82 140V139H81ZM80 140V141H81ZM84 140H82L84 142ZM118 140V139H116ZM126 140V139H125ZM257 140V138H256ZM15 141V142H17ZM91 141V140H89ZM89 141H87L86 143H88ZM108 141V140H107ZM119 141V140H118ZM124 141V140H123ZM143 141V139H142ZM193 141V140H192ZM241 141V139H240ZM21 142V143H23ZM30 142V140H29ZM29 142H25L27 143V146L29 145ZM72 142V141H71ZM79 142V140H78ZM77 141L75 142L76 144L78 143ZM126 142V141H125ZM146 142V140H145ZM235 142V144H238V143H241L239 141H232V143ZM238 142V143H237ZM9 143V141L7 142ZM6 143V145H7ZM20 143V142H19ZM23 143V145L25 144ZM31 143V142H30ZM85 143V145H86ZM118 144L120 142H117ZM227 143V141H226ZM17 144V143H16ZM33 144V145H34ZM42 144V142H41ZM72 144V143H71ZM81 144V143H79ZM107 144V143H106ZM105 144V145H106ZM121 144V143H120ZM125 144V143H124ZM167 144V142L165 143ZM177 144V143H176ZM22 145V144H21ZM32 145V146H33ZM74 145V144H73ZM78 145V144H77ZM89 145V144H88ZM171 145V144H170ZM173 145V144H172ZM227 145V144H226ZM18 146V145H16ZM26 146V145H25ZM24 146V148H25ZM35 146V145H34ZM38 146V145H37ZM83 146V145H82ZM118 146V145H116ZM116 146L114 147V149H116ZM167 146V145H166ZM169 146V145H168ZM186 146V145H185ZM184 146V148H185ZM240 146V145H239ZM264 145L262 144L261 145V148H263ZM20 147V146H18ZM17 147V148H18ZM81 147V146H80ZM226 147V146H225ZM236 146H234L235 148ZM4 148V147H3ZM2 148V149H3ZM22 148V147H21ZM29 148V147H28ZM27 148V150H28ZM38 148V147H36ZM74 148H76L74 146ZM79 148V147H78ZM87 148V147H86ZM118 148V147H117ZM154 148V147H153ZM152 148V152H154V155H155V148L153 149ZM181 148V147H180ZM247 148V147H246ZM5 149V148H4ZM16 149V148H14ZM30 149V148H29ZM34 149V147H33ZM72 149V148H71ZM77 149V148H76ZM75 149V150H76ZM160 149V148H159ZM169 149V148H168ZM233 149V148H232ZM231 149V150H232ZM245 149V147H244ZM32 150V149H31ZM30 150V151H31ZM74 150V149H73ZM72 150V151H73ZM74 150V151H75ZM88 150V149H87ZM149 150V149H148ZM151 150V149H150ZM167 150V149H166ZM183 149H179L178 150V153L179 152H182ZM264 150V149H262ZM34 151V150H33ZM157 152L159 151L158 148L156 150ZM168 151V150H167ZM171 151V150H170ZM185 151V149H184ZM233 151V150H232ZM244 151V150H242ZM3 152V151H2ZM78 152V151H77ZM90 152V151H89ZM148 152V151H146ZM19 153V152H18ZM160 153V152H159ZM177 153V154H178ZM224 153V151H223ZM88 154V155H89ZM114 154V153H113ZM148 154V153H147ZM147 154L145 156H143V158H147V160L149 159L147 157ZM151 153H149L150 155ZM165 154V153H164ZM242 154V152H241ZM264 154V153H263ZM79 155V154H78ZM84 155V154H83ZM82 155V156H83ZM125 155V154H123ZM144 155V153H143ZM153 155V154H151ZM153 155V156H154ZM158 155V154H157ZM160 155V154H159ZM163 155V154H162ZM171 155V154H170ZM176 155V154H175ZM223 155V154H222ZM233 155V154H232ZM243 155V154H242ZM255 155V154H254ZM104 156V155H103ZM142 156V155H141ZM168 156V155H167ZM181 156V155H180ZM227 156V155H226ZM244 156V155H243ZM263 158L261 159H264V155H262ZM2 157V156H1ZM4 157V156H3ZM80 157V156H79ZM85 157V156H84ZM113 157V156H112ZM117 157V156H116ZM152 157V156H151ZM159 157V156H158ZM161 157V156H160ZM163 157V156H162ZM241 157V155H240ZM250 157V156H249ZM78 158V157H76ZM105 158V157H104ZM155 158V157H153ZM179 158V157H178ZM256 158V157H255ZM67 159V158H66ZM73 159V158H72ZM80 159V158H78ZM85 159V158H84ZM100 159L98 160L99 163H100ZM113 159V158H112ZM169 159V158H168ZM167 159V160H168ZM175 156L172 158L171 156V160H170V163L171 164H174L173 161L175 162ZM223 159V158H221ZM240 159V158H239ZM245 159H247L245 157ZM77 160V159H76ZM137 160V159H136ZM134 160V161H136ZM176 160H177V155H176ZM216 159H214L215 161ZM226 160V159H225ZM235 160V159H234ZM251 160V159H250ZM255 160V159H254ZM74 161V160H72ZM82 161V160H81ZM85 161V160H83ZM138 161V160H137ZM222 161V160H220ZM239 161V160H238ZM263 161V160H262ZM5 162V161H4ZM141 164L143 162L139 161ZM168 162V161H167ZM165 164V166L168 164V166L170 167L169 163ZM224 162V160H223ZM232 162V161H231ZM243 162V161H242ZM3 163V162H2ZM65 163V161H64ZM81 163V162H80ZM84 163V162H83ZM87 163V162H86ZM139 163V164H140ZM145 165H148L146 164V162H144ZM219 163V162H218ZM225 163V162H224ZM233 163V162H232ZM231 163V164H232ZM246 163V162H245ZM252 163H255V162H252ZM261 163V162H260ZM60 164V163H59ZM137 164V163H135ZM150 164V162H149ZM152 164V162H151ZM220 164V163H219ZM2 165V164H1ZM4 165V164H3ZM61 165V164H60ZM85 165V164H84ZM83 165V166H84ZM144 165V166H145ZM157 165V163H156ZM241 165V164H240ZM257 165V164H256ZM59 166V165H58ZM81 166V164H80ZM142 166V165H140ZM173 166V165H172ZM211 166V164H210ZM213 166V165H212ZM220 166V165H219ZM230 166V165H229ZM227 164H226V167L228 168L229 167ZM260 166V165H259ZM105 167V166H104ZM149 167V165H148ZM153 167V166H151ZM162 167V165H161ZM168 167V168H169ZM195 167V166H194ZM256 167V166H254ZM264 167V166H263ZM80 168V167H79ZM84 168V167H82ZM87 168V167H86ZM141 168V167H140ZM139 168V169H140ZM142 168L144 169V167L142 166ZM142 168L141 170H138L140 171L139 175H140V178H139V181L137 180L136 184L134 185V191H129L128 189V194L126 193V199H127V205L125 207V209L122 211L121 213V218L115 222H113L112 220V212L109 211V209L106 208L105 206V201H106V196H107V185L105 186L103 180H99L95 183V178H96V175L94 174H91L88 173L85 178L83 179V182H85V179L87 180H90V183L87 184V187H86V192L84 194H79V195H75L76 197L74 199H81L80 203L77 202V209H75L77 211V213L73 212L72 210V207H71V210L73 213H75L74 217H75V224L73 225H76V227H72L75 228L73 230V232L71 233V235H69V240H70V237H71V242L73 244V246H75V248L77 247L78 249V254H77V260H75L76 262L74 264H92L93 261H95L94 259V256L96 254H101L100 257H98V261H102V258L104 257V255L112 249V243H114L115 241L118 240V237L122 238L123 236V232L124 231L123 229L125 228V224L131 219L132 217V214L133 212L135 211V209L137 208V202L141 199V195L143 194V192H145V188L150 184V183H154L155 181H157V175L159 174H165L166 173V170L162 169H158L156 167H153L155 169L153 170H147L145 173L143 172L142 173ZM163 168V167H162ZM206 168V167H205ZM204 168V169H205ZM248 168V167H247ZM259 168V167H258ZM6 169V167H5ZM147 169V167L145 168V170ZM152 169V168H151ZM218 169V168H217ZM224 169V168H223ZM233 169V168H231ZM251 169V172L252 170L254 171V169ZM55 170V169H54ZM83 170V169H82ZM144 170V171H145ZM214 170H215V167H214ZM229 170V169H228ZM1 171V170H0ZM213 171V169H212ZM212 171H211V174H212ZM231 172L229 173L227 179H225V181H220L216 184V188H218L219 186V189H216V190H213L212 191V194L211 195H207L208 193V189L205 188V187H208L210 185L207 186V183L203 184L202 180L206 178V180L209 179L210 181V178L207 179L208 176H211L210 174L202 179V177H200L197 181L194 182V184H191V185H188L186 188L184 187V191H180L179 189H176L177 190V193H178V190L180 191L179 194L176 195V198L173 200L170 198V200H173L169 205L167 204L166 200H169V198H166V199H163L162 202H159V204H157V208H158V212L159 214H161V216L157 219H154L155 216L153 214V217H149L147 216V214L149 213L151 207L154 205L155 203V199L156 197H153L151 201H147V203H145V207L142 208V210L139 212L140 213V216L139 218H137L136 220H134V223H132L131 228H132V231L131 233L129 234H126L125 238L122 239V250L120 251L119 254H117L118 256V261L117 264H125V262L128 264H205L206 261H211V264H213V258L216 259L215 257H212L209 252L212 251L213 249H215L214 246H216V251L217 249H219V245L220 244H215V241L217 239V235H214L213 232H217V234L219 235V232H223L222 231V228H224L228 222L226 221L224 223V227H218L217 228V224L215 225L216 227H213L212 228V232H202V233H199V235L196 236V239H198L197 241L195 240V242H193V239L190 238V237H187L186 235L188 234L189 235V228H192V224L197 220L201 223H206L208 224V222L212 221V220H216L219 224V220H217L218 218H220V222L222 219L225 220V215H230L229 212V209L230 210H234V208L237 206V205H241L242 203H246L248 204L249 201H253V198L251 197V195L253 196V191L251 193V195H249V192L247 190H253V189H250L251 187L253 188H257L255 190L258 191V188L259 187H262L264 186V168L262 169V171L260 172H254V173H249L248 176H253V180L251 181V178H248L247 179V175L245 173L244 170H242L240 167H236L234 168L233 170H230ZM248 171V170H247ZM250 171V170H249ZM114 172V171H113ZM157 175H153L154 177L151 176V174H156L158 173ZM202 172V170H201ZM210 172V171H209ZM208 172V173H209ZM222 172V171H221ZM225 172L227 173V171L225 170ZM3 173V172H2ZM97 173V172H96ZM200 173V172H199ZM214 173V172H213ZM224 173V172H223ZM85 174H86V170H85ZM84 174V175H85ZM217 174V173H216ZM56 175V174H55ZM134 175V174H133ZM199 175V174H198ZM219 175V174H218ZM4 176V175H3ZM200 176V175H199ZM215 175H213L214 177ZM222 176V174H221ZM224 176V175H223ZM226 176V174H225ZM113 177V175H112ZM135 177H138V175L136 176L135 174ZM162 177V176H161ZM2 178V176H1ZM0 178V179H1ZM3 178V179H4ZM78 178V176H77ZM212 178V177H211ZM214 178H217V177H214ZM81 179V178H80ZM224 179V178H223ZM249 179L251 182H249ZM59 180V179H58ZM57 180V181H58ZM131 180V179H130ZM135 180V179H134ZM135 180V181H136ZM177 180V179H176ZM216 180H220V179H216ZM81 181V180H80ZM179 181V180H178ZM204 181V180H203ZM212 182H214L213 180H211ZM210 181V182H211ZM128 183L130 181H127ZM211 182V183H212ZM4 183V182H3ZM80 182H78L79 184ZM254 183V184H253ZM2 184V183H1ZM77 185V183H75ZM130 184V183H129ZM209 184V182H208ZM253 184V186H252ZM82 185V183H81ZM128 186V184H127ZM205 186V187H204ZM251 186V187H249ZM75 187V186H74ZM249 187V189L247 188ZM128 188V187H126ZM224 188V189H223ZM264 188V187H263ZM262 188V189H263ZM2 189V188H1ZM4 189V188H3ZM59 189V188H58ZM262 189L260 188V190L262 191ZM176 190L175 191H172L174 193H176ZM183 190V189H181ZM259 190V191H260ZM264 190V189H263ZM259 192L262 193V192ZM73 192V191H71ZM5 193V192H4ZM75 193V192H74ZM77 193V192H76ZM211 193V191H210ZM256 192H254L255 194ZM10 194V195H11ZM172 193H170L171 195ZM11 195V196H12ZM114 195V194H113ZM145 195V194H144ZM227 195H230L231 197L232 196H236L235 198V205L236 206H233V205H230V204H224L223 202H220V201H217L218 199L219 200H225V197ZM257 195V194H256ZM8 196V195H7ZM14 196V197H15ZM68 196V197H67ZM74 196V195H73ZM259 196V195H257ZM256 196V197H257ZM261 196V194H260ZM259 196V197H260ZM13 197V196H12ZM13 197V198H14ZM115 197V196H114ZM143 197V196H142ZM159 197H162V196H159ZM8 199V197H6ZM26 198V197H25ZM42 198V199H41ZM109 198V197H108ZM112 198V196H111ZM124 198V199H125ZM254 198H255V195H254ZM262 199L263 196H261ZM17 199V197H16ZM160 199V198H158ZM20 200V199H19ZM35 200V201H36ZM71 200V199H70ZM169 200V202H170ZM222 200V201H223ZM256 200V199H255ZM258 200V199H257ZM1 201V200H0ZM6 201V200H5ZM34 201V199H33ZM73 201V199L71 200ZM158 201V200H156ZM262 201V200H260ZM15 202V201H14ZM22 202V201H21ZM25 202V203H26ZM28 202V203H29ZM69 202V201H68ZM75 202V201H73ZM73 202L71 204H73ZM226 202V200H225ZM254 202V201H253ZM69 203V204H70ZM139 203V202H138ZM261 203V202H260ZM2 204V203H1ZM76 204V203H75ZM167 204V205H165ZM243 204V205H244ZM35 205V204H34ZM107 205V204H106ZM255 205V203H254ZM258 203L253 206V209L254 207H258L257 206ZM260 205V204H259ZM17 208V205H15ZM166 206V207H165ZM231 206L233 209H231ZM245 207H247L246 205H244ZM250 206V205H249ZM3 207V206H2ZM23 207V206H22ZM165 207V208H164ZM240 207V206H239ZM243 207V206H242ZM251 207V206H250ZM15 208L13 210H15ZM36 208V207H35ZM75 208V207H73ZM164 208V210H163ZM248 208V207H247ZM246 208V209H247ZM259 208V207H258ZM239 209V208H238ZM241 210V209H240ZM244 210V209H243ZM248 210L247 209L246 213L248 215ZM30 210H28L29 212ZM116 211V210H115ZM228 211V212H227ZM235 211L238 212V210L235 209ZM252 213L254 214L253 210H251ZM14 212V211H13ZM25 212V211H24ZM27 212V213H28ZM232 212V211H230ZM234 212V211H233ZM245 212V210H244ZM258 212V211H257ZM263 212V211H262ZM19 213V212H18ZM33 213V212H32ZM228 213V214H227ZM242 213V212H241ZM15 214V212H14ZM23 214V213H22ZM71 214V217L73 216ZM157 214V211L156 213ZM240 214V213H237L235 215L234 213V216L237 217V215ZM17 215V214H16ZM57 215V214H56ZM63 215V214H62ZM61 215V216H62ZM66 215V214H64ZM135 215V214H134ZM232 215V214H231ZM244 215V213H243ZM246 215V214H245ZM251 215V213H250ZM256 215V214H254ZM55 216V215H54ZM157 216V215H156ZM260 216V215H258ZM32 217V216H31ZM58 217V216H57ZM239 217V216H238ZM245 218H247L248 216H244ZM243 217V218H244ZM252 217V216H251ZM250 217V219H251ZM30 218V217H29ZM46 218V217H45ZM61 218V217H59ZM66 218V216H65ZM235 218V217H234ZM234 218H231L230 220V223L232 222V219L235 220ZM244 218V219H245ZM254 218V217H253ZM44 219V218H42ZM55 219V218H54ZM53 219V220H54ZM58 219V218H57ZM62 219V218H61ZM228 220L230 218H227ZM226 219V220H227ZM243 219V220H244ZM248 219V218H247ZM249 219V220H250ZM56 220V219H55ZM63 220V219H62ZM241 220V218H240ZM248 220V221H249ZM215 221V222H216ZM246 221V219L244 220V222ZM37 222V221H36ZM54 222V221H53ZM59 222V221H58ZM214 222V223H215ZM216 222V223H217ZM224 222V221H223ZM222 222V223H223ZM38 223V222H37ZM57 223V222H56ZM227 223V224H226ZM237 223V222H236ZM240 223V222H239ZM264 223V222H263ZM47 224V223H46ZM64 224V223H63ZM114 227L113 231H112V235L115 236V239H113L112 242H109L108 244V250H104L102 247H103V240H102V237H105L107 235V233L104 232L103 228H105V226L107 225H111ZM205 224V225H206ZM226 224V225H225ZM233 224V222L231 223ZM230 224V226H231ZM242 224V223H241ZM240 224V225H241ZM246 224V222H245ZM49 225V224H48ZM129 225V224H128ZM262 225V224H261ZM37 226V225H36ZM55 226V225H54ZM214 226V225H213ZM222 226V225H221ZM229 226V225H228ZM228 226H226V229L228 228V230L230 229ZM245 226V225H244ZM264 226V224L262 225ZM41 227V226H40ZM39 227V228H40ZM248 227V226H247ZM29 228V227H27ZM129 228V226L127 227V229ZM205 228V227H204ZM211 228V227H210ZM209 228V229H210ZM232 228H235V227H232ZM241 228V227H239ZM242 228H245V227H242ZM263 228V227H262ZM26 229V228H25ZM56 229V227H55ZM218 229V230H217ZM225 229V228H224ZM236 229V228H235ZM238 229V227H237ZM38 230V229H37ZM129 230V229H128ZM217 230V231H215ZM234 230V229H233ZM231 229V231H233ZM240 230V229H239ZM42 231V230H41ZM58 231V230H57ZM56 231V232H57ZM106 231V229H105ZM126 231V230H125ZM219 231V232H218ZM226 231V230H225ZM230 231V230H229ZM237 232H234V233H237L238 234V230H235ZM241 231V230H240ZM262 231V229H261ZM260 231V232H261ZM25 232V231H24ZM52 232V231H51ZM53 231V233H56ZM68 231H66L65 233L69 234ZM144 232H146V234L144 235ZM228 232V231H227ZM264 232V231H263ZM125 233V232H124ZM225 233V232H224ZM229 233V232H228ZM227 233V234H228ZM232 233V232H230ZM241 233V232H240ZM262 233V232H261ZM25 234V233H24ZM28 234V233H27ZM23 235V234H22ZM60 235V233H59ZM110 235V234H109ZM224 235V234H222ZM231 235V234H229ZM235 235V234H234ZM259 235V234H258ZM51 236V235H50ZM57 236V235H56ZM55 236V238H56ZM220 236V235H219ZM261 236V235H260ZM59 237V236H57ZM124 237V236H123ZM221 237V236H220ZM225 237V236H224ZM231 236L227 237L230 238ZM235 237V236H234ZM234 237H231V239H234ZM255 237V236H254ZM259 237V236H258ZM46 238V237H45ZM48 238V237H47ZM46 238V239H47ZM54 238V236H53ZM63 238L65 239V236H63ZM67 238V237H66ZM219 238V237H218ZM223 238V236L221 237ZM220 238V240H221ZM51 239V238H50ZM60 239V238H59ZM176 239V240H175ZM200 239V240H199ZM255 239V238H254ZM37 240V239H35ZM53 240V239H52ZM223 240V239H222ZM221 240V241H222ZM229 241L227 242V244L230 241V239H228ZM38 241V240H37ZM119 241V240H118ZM220 241V242H221ZM15 242V241H14ZM39 242V241H38ZM44 242H48L47 241H44ZM68 242V241H67ZM67 242H65V244L67 245ZM216 242H219L218 240ZM241 242V241H240ZM252 242V241H251ZM36 243V242H35ZM49 243V242H48ZM47 243V244H48ZM57 243V242H56ZM60 243V242H59ZM63 244L60 246H58L61 250L63 249V246H64V241L62 242ZM37 244V243H36ZM42 244V243H41ZM53 244V243H52ZM50 244V245H52ZM69 244V243H68ZM13 244H11L12 246ZM43 245V244H42ZM56 245V244H55ZM183 245V247L181 248V253L179 255L180 259H176L171 255L173 253H175L177 250L176 248ZM115 246V245H114ZM113 246V247H114ZM226 246V245H225ZM38 247V246H37ZM40 247V246H39ZM38 247V249H39ZM54 247V246H53ZM52 247V248H53ZM57 247V249H59ZM72 247V245L70 246ZM69 247V248H70ZM219 247V248H217ZM235 247V246H234ZM33 248V247H32ZM44 248V246H43ZM49 248V246H48ZM68 248V247H66ZM224 248V245L223 247ZM221 248V250H222ZM56 249V248H55ZM230 249V247H229ZM234 249V248H233ZM232 249V250H233ZM262 250H264L263 248H261ZM34 250V249H33ZM44 249H42L43 251ZM52 250V249H51ZM50 250V251H51ZM61 250H58L61 251ZM64 250V249H63ZM261 250V251H262ZM37 251V250H36ZM35 251V252H36ZM53 251V250H52ZM51 251V252H52ZM56 251V250H54ZM250 251V250H249ZM29 252H31V249L29 250ZM28 252V253H29ZM34 252V253H35ZM57 252V253H58ZM62 252V251H61ZM76 251L74 250V253ZM169 252V253H168ZM224 252V251H223ZM50 253V252H49ZM56 252H52V254H55ZM73 253V251H72ZM77 253V252H76ZM211 253V252H210ZM252 253V252H250ZM261 253V252H260ZM263 253V251H262ZM51 254V255H52ZM58 254H61L60 252ZM49 255V254H48ZM74 255V254H73ZM217 255V253L215 254ZM236 255V254H235ZM243 255V254H242ZM241 255V256H242ZM28 256V254H27ZM35 256V255H34ZM76 256V254L74 255ZM99 256V255H98ZM230 256V255H229ZM240 256V257H241ZM249 256V255H247ZM221 257V256H220ZM41 259V258H39ZM253 259V258H252ZM224 260V259H223ZM229 261V260H228ZM253 261V260H252ZM227 262V261H226ZM225 262V263H226ZM234 262V261H233ZM258 262V261H257ZM114 263V262H113ZM210 263V262H209ZM214 263H219L218 260H216V262ZM231 263V262H229ZM240 263V262H239ZM253 263V262H252ZM72 264V262H71ZM228 264V262H227ZM261 264V263H260Z\"/></svg>",
  "mask_w": 264,
  "mask_h": 264
},
{
  "label": "water",
  "instance_id": "water-1",
  "mask_svg": "<svg viewBox=\"0 0 264 264\" xmlns=\"http://www.w3.org/2000/svg\"><path fill=\"white\" fill-rule=\"evenodd\" d=\"M261 18V17H260Z\"/></svg>",
  "mask_w": 264,
  "mask_h": 264
}]
</instances>
